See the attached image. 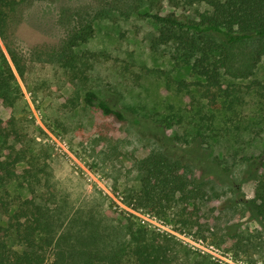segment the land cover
Listing matches in <instances>:
<instances>
[{
  "label": "rangeland",
  "instance_id": "1",
  "mask_svg": "<svg viewBox=\"0 0 264 264\" xmlns=\"http://www.w3.org/2000/svg\"><path fill=\"white\" fill-rule=\"evenodd\" d=\"M84 1L49 0L28 8L17 30L25 60L23 77L0 40L15 76L7 91L9 101L0 97V161L18 159L10 178L4 179L0 168V234L6 222L3 206L12 209L18 197H33L52 218L55 241L48 252L50 264L55 260L62 264L65 255H75L79 230H96L90 238L87 231L88 242L124 240L127 219L173 236L185 264H264L257 254L235 253L226 235L230 224L256 227L242 200L255 194L257 177L247 162L264 146V56L249 78L221 73L224 85L231 82L240 88L230 108L225 101L210 107L193 85L192 101L184 98L172 81L196 79L175 58L172 44H154L157 28L142 13L124 17L111 12L94 22L93 34L73 48L79 62H85L81 66L86 78L75 77L73 70L46 57H31L35 45L51 44L59 36L55 22L59 7ZM161 6L162 12L189 16L185 10L196 7L174 10L164 1ZM147 9L155 10L147 3L140 10ZM86 89L109 95L130 111L131 119L118 121L83 105ZM203 114L213 116L209 126L201 122ZM163 118H170L164 133L189 155L192 139L198 136L205 158L225 168L222 179L229 180L201 178L198 169L186 167L192 185L202 192L196 207L187 208L197 221L193 227L154 215L137 206L130 195L140 188L141 160L158 148L153 139L137 133L135 123L141 121V126L145 120ZM260 171L264 173V168Z\"/></svg>",
  "mask_w": 264,
  "mask_h": 264
},
{
  "label": "trees",
  "instance_id": "2",
  "mask_svg": "<svg viewBox=\"0 0 264 264\" xmlns=\"http://www.w3.org/2000/svg\"><path fill=\"white\" fill-rule=\"evenodd\" d=\"M41 1L49 0H0V40L20 77L24 75L25 60L21 54L23 45L18 38V26L25 19L28 8ZM162 1L174 10L196 7L191 12L185 10L190 16L175 11L162 12ZM144 3L155 10L141 12ZM199 5L203 8L199 9ZM111 12L124 17L142 13L152 20L157 28L154 44H172L175 58L188 66L196 79L193 82L172 81L187 101H192L189 90L193 85L199 97L210 107L217 108L222 101L232 107L233 95L240 88L231 82L224 85L221 73L232 78H249L264 56V0H86L73 6L62 4L55 21L59 36L51 44L35 45L29 55L56 61L73 70L75 77L86 78V68L81 66L85 62H79L80 57L73 48L93 34L97 19ZM11 79H15L14 72L0 47V97L7 101ZM81 102L118 121L131 119L127 108L120 107L109 95L100 96L92 89L83 92ZM212 117L203 114L200 119L209 126ZM154 121L145 120L141 126L138 125L141 121L135 123L137 133L153 139L158 148L141 160L140 188L130 194L131 198L137 206L154 215L176 219L180 227H193L197 221L191 219L192 213L187 208L196 205L202 192L198 185H192L194 182L186 174V167L198 169L202 172L201 178L207 175L229 183V180L222 179L226 170L205 158L201 151L202 140L198 136L192 139V154L189 155L173 137L164 133L170 118ZM17 160L14 157L8 162L0 161L4 179L13 175L11 168ZM247 166L257 177V189L252 198L242 201L256 227L240 228L238 224H230L226 227V235L232 240L235 253L241 252L247 257L257 254L264 259V173L260 171L264 168V146L258 155L251 157ZM17 199L12 209L7 204L3 206L6 222L1 227L0 264H50L48 252L55 241L52 218L33 197L20 196ZM124 230V240L111 244L104 240L88 242L87 231L89 238L97 235L93 228L79 230L76 253L65 255L62 264L187 263L181 259L180 244L173 236L150 230L129 219ZM99 236L102 237V233ZM187 254L184 250L183 255ZM51 264L60 263L55 260Z\"/></svg>",
  "mask_w": 264,
  "mask_h": 264
}]
</instances>
